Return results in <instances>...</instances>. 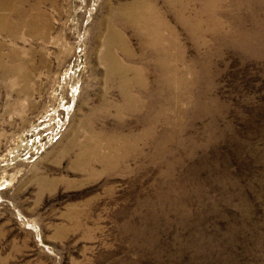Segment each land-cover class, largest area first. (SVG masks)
Masks as SVG:
<instances>
[{"label":"rangeland","instance_id":"rangeland-1","mask_svg":"<svg viewBox=\"0 0 264 264\" xmlns=\"http://www.w3.org/2000/svg\"><path fill=\"white\" fill-rule=\"evenodd\" d=\"M0 264H264V0H0Z\"/></svg>","mask_w":264,"mask_h":264},{"label":"bare ground","instance_id":"bare-ground-1","mask_svg":"<svg viewBox=\"0 0 264 264\" xmlns=\"http://www.w3.org/2000/svg\"><path fill=\"white\" fill-rule=\"evenodd\" d=\"M140 2V1H139ZM141 3V2H140ZM137 4H139V3H137ZM142 5H143V3H142ZM144 5H147L146 3L144 4ZM153 6V5H152ZM142 7V6H141ZM149 7H151V5L149 6ZM155 7V6H154ZM144 8V7H143ZM148 8V7H147ZM146 8V9H147ZM139 9V8H138ZM151 10V9H150ZM136 11V10H135ZM139 11V10H138ZM146 11V10H145ZM149 11V10H148ZM154 11H155V9H154ZM147 12V11H146ZM134 13V12H133ZM137 13V12H136ZM154 13V12H153ZM137 14L138 15H142L141 16V18H138L137 17ZM136 15H134V16H136V17H134L135 18V20H138V21H140V22H138L137 23V25H138V27L140 28V29H142L143 30V32H145V34H147V35H151V37L153 38V39H155V40H157V41H160L162 38H161V31H160V26L158 27V25L157 24H154V26H153V29L154 30H152V28H151V25L148 23L149 22V20L150 19H148L147 17H146V15L144 14V12L142 13L141 12V10H140V12L139 13H137ZM155 14V13H154ZM126 15H128L127 13H126ZM149 15V14H148ZM128 17V19H129V16H127ZM154 17V16H153ZM155 19V18H154ZM157 19V18H156ZM134 20V19H133ZM152 20V19H151ZM131 21V20H130ZM157 21V20H156ZM133 22V21H132ZM137 22V21H136ZM154 23H156V22H154ZM166 24V23H165ZM162 26V25H161ZM154 40V41H155ZM165 42V41H164ZM152 46V45H151ZM162 49V48H161ZM110 63V62H109Z\"/></svg>","mask_w":264,"mask_h":264}]
</instances>
